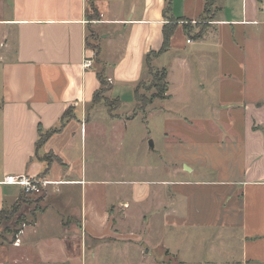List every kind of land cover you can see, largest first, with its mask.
<instances>
[{"label":"crops","instance_id":"0c3cea01","mask_svg":"<svg viewBox=\"0 0 264 264\" xmlns=\"http://www.w3.org/2000/svg\"><path fill=\"white\" fill-rule=\"evenodd\" d=\"M92 2L0 0V212L24 198L21 188L2 184L7 176L55 183L35 219L20 228L9 223L0 264H264V102L233 107L245 115L243 140H235L233 124L221 144L191 140L183 149L169 125L164 147L152 143L142 166L119 174L100 146L123 142L130 125L103 104L92 106L101 87L98 59L110 98L135 105L145 57L163 45L168 0ZM204 5L172 0L171 14L193 22ZM217 8L203 39L188 43L181 23L156 60L168 70V99L160 103L175 101L171 80L179 67L178 81H191L188 59L205 53L213 27L264 26V0L261 9L257 0H220ZM92 30L100 35L99 55L89 47ZM69 110L73 117L39 151L62 164L44 174L36 144Z\"/></svg>","mask_w":264,"mask_h":264},{"label":"rangeland","instance_id":"374dc122","mask_svg":"<svg viewBox=\"0 0 264 264\" xmlns=\"http://www.w3.org/2000/svg\"><path fill=\"white\" fill-rule=\"evenodd\" d=\"M208 20L210 19L202 14L193 21L191 27L194 32L199 30V26L204 25L208 26L207 33L213 24ZM186 38L193 40L190 36ZM99 40L100 35L92 30L89 46L95 54ZM207 42L208 47L204 54L193 53L188 59L192 71L191 81H178V77L184 75L181 67L176 76L172 77V92L176 94L173 103H160V100H156L157 103L152 108L148 106L144 112L140 111L141 104L136 100L135 105L125 101L122 106H115V112L128 119L130 126L126 132V139L123 142L117 140L100 146V154L102 157L107 155L114 157L119 174L125 173L128 167L142 166L143 152L151 143L156 144L158 150L164 147L166 143L164 127L169 125L178 130L174 136L183 137V146H179L183 149L191 140L207 144L220 143L224 141L223 138L233 136L226 131V128L229 129L233 124L237 131V134H234L235 140L244 139L242 135L247 123L244 112L239 113L238 109L233 107L235 104L239 106L238 103L243 105L247 101L264 102V26L246 25L227 29L215 26L211 29ZM166 63L164 59L155 60L153 67L155 70H161ZM103 66L102 60L98 59V69H104ZM222 75L224 77L220 79ZM142 82L146 83L148 86L146 88L150 87V90L143 89L140 93L150 97L154 91L151 89L152 77L147 69ZM104 96L114 100L110 98L109 91ZM103 107L101 105L99 108ZM142 141L144 145L138 151ZM215 155L217 161L220 153L215 150ZM132 175L136 173L132 172ZM38 199L39 197L24 196L15 204L20 206V210L8 222L7 231L4 234L2 231L3 240L10 232L9 223L17 220L18 227H23L45 209L46 199L42 197V201H37ZM22 204L30 205L31 208L30 213L23 218L19 216ZM18 229H15V232Z\"/></svg>","mask_w":264,"mask_h":264},{"label":"trees","instance_id":"16d2710c","mask_svg":"<svg viewBox=\"0 0 264 264\" xmlns=\"http://www.w3.org/2000/svg\"><path fill=\"white\" fill-rule=\"evenodd\" d=\"M93 2L99 1V0H92ZM220 0H205L204 10L203 13L205 16L208 17V21L214 22L219 9L217 8V3ZM92 2V7L94 3ZM257 3L261 9L263 0H257ZM172 0H168L166 9L164 11V18L166 19V24L163 27V45L162 48L155 52L151 51L149 52L145 57V69H147V72L152 77V83H151V89L154 91L153 94L150 97H147L144 94H141V90H150L146 85V83L140 81L136 88H135V100L141 104L139 107L140 111H145V109L152 105L156 100H166L168 99V91H169V85L167 82L168 77V70L166 68H163L161 70H155L153 67V62L157 59H159L161 56H163L170 48L171 39L173 38L178 26L182 23V27L184 28L186 35L191 37L194 41H199L203 39V37L206 35V30L208 29V26L201 25L198 27V31L194 32V30L191 27V21L187 19H174L172 17ZM94 19H97L94 17ZM90 47V46H89ZM100 53V47H98L96 55H99ZM98 79L100 82V89L95 93L92 106H97L100 104H103L107 109L110 115L115 116V106H121L122 102L119 99L109 100L108 98H105V93L110 91V84L108 82V79L106 77V70L101 69L98 71ZM73 117L72 111H67L64 116L61 119L60 128L54 129L51 131H48L46 134L40 137V140L36 144V158L45 164L46 170L44 174L48 173L50 167L55 162H59L62 164V161L60 158L55 156L53 153L43 154L40 155L39 151L44 147L47 140L54 134L58 133L64 126L65 123ZM37 201H42V197H39ZM20 206L14 205L11 208H4L0 212V241L3 240V234L7 231V224L10 222L15 215L19 212ZM3 231V234H2Z\"/></svg>","mask_w":264,"mask_h":264},{"label":"built area","instance_id":"2783aa9c","mask_svg":"<svg viewBox=\"0 0 264 264\" xmlns=\"http://www.w3.org/2000/svg\"><path fill=\"white\" fill-rule=\"evenodd\" d=\"M191 24H194V22ZM191 42V40H188V43ZM92 66V61L90 59H86L84 67L86 69H90ZM2 184L21 188L25 197H44L48 188L55 185L54 182L46 180L43 177H32L26 174L9 175L4 179ZM15 244L18 245L19 240Z\"/></svg>","mask_w":264,"mask_h":264},{"label":"water","instance_id":"95a60500","mask_svg":"<svg viewBox=\"0 0 264 264\" xmlns=\"http://www.w3.org/2000/svg\"><path fill=\"white\" fill-rule=\"evenodd\" d=\"M151 146H153V144L151 143Z\"/></svg>","mask_w":264,"mask_h":264}]
</instances>
